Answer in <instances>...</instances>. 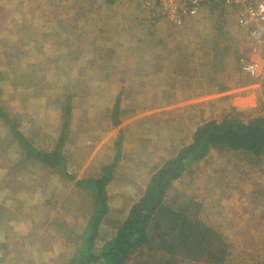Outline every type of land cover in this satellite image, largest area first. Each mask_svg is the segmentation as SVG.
Here are the masks:
<instances>
[{
    "label": "rangeland",
    "instance_id": "rangeland-1",
    "mask_svg": "<svg viewBox=\"0 0 264 264\" xmlns=\"http://www.w3.org/2000/svg\"><path fill=\"white\" fill-rule=\"evenodd\" d=\"M64 1L73 7L80 3L84 10L92 4L95 10L103 0ZM121 1L133 7L131 36L123 38L111 20L107 35L100 37L102 47H118V54L94 50L97 43L65 44L87 49L65 48L64 52L60 44L48 42L46 26L53 16L45 12V4L53 0H0V107L16 122L18 134L39 151H54L64 136V164L49 166L27 159L12 137L10 125L0 117V264H70L79 247L76 239L94 209L91 193L79 188L76 181L99 176L102 168L113 162L119 139L123 156L107 186L110 209L94 253L126 218L131 204L142 197L154 169L191 143L196 125L230 113L249 121L264 111L261 77L241 76L246 83L262 85L258 111L250 114L233 111L226 100L178 106L176 103L200 92L190 90L187 83L166 84L165 90H157L156 76L145 73L156 70L157 51L189 61V53L199 48L212 56L227 50L228 55H235L237 48L247 50L248 44L251 46L248 33L222 3L214 10L213 3L204 4L186 26H178L181 32L170 35L168 29L174 26L169 22L154 13L140 12L136 0ZM58 12L59 16L66 14L60 7ZM76 13L73 9L67 12L69 35L77 31ZM121 53L126 55L125 61L114 56ZM171 60L164 61L167 70L177 68L169 65ZM115 62L118 66L111 65ZM120 62H124L122 66ZM188 66L179 69L188 70ZM261 69L264 72L263 66ZM198 83L204 85V79ZM116 108L118 125L113 117ZM212 154L203 160L204 165L197 163L193 171L174 182L168 202L176 195L178 208L192 203L202 206L199 218L218 231L227 246L224 264H263L264 158ZM243 170L249 173L248 178L242 176ZM63 171L74 179H67ZM254 182L261 189L254 187Z\"/></svg>",
    "mask_w": 264,
    "mask_h": 264
},
{
    "label": "trees",
    "instance_id": "trees-1",
    "mask_svg": "<svg viewBox=\"0 0 264 264\" xmlns=\"http://www.w3.org/2000/svg\"><path fill=\"white\" fill-rule=\"evenodd\" d=\"M211 3L212 10L218 4L221 6L217 0ZM0 117L10 125L11 135L18 140L27 159L53 167L64 164L61 157L64 136L54 151L42 152L18 134L16 122L1 107ZM113 117L114 124L118 125L117 108ZM115 146L118 152L113 162L103 167L99 176L76 181L79 188L91 193L94 209L84 231L76 239L79 247L70 264H224L227 246L221 234L199 218L202 206L192 203L191 207L178 208L175 205L177 196L168 202V192L175 181L211 151L222 155L241 153L255 159L264 157V111L249 121L239 120L230 113L198 127L190 144L154 169L142 197L131 205L126 218L116 225L101 250L94 253L93 246L110 209L107 186L123 156L121 139ZM63 172L67 179H74L67 171Z\"/></svg>",
    "mask_w": 264,
    "mask_h": 264
},
{
    "label": "crops",
    "instance_id": "crops-1",
    "mask_svg": "<svg viewBox=\"0 0 264 264\" xmlns=\"http://www.w3.org/2000/svg\"><path fill=\"white\" fill-rule=\"evenodd\" d=\"M256 1H264V0H256ZM121 3H122L121 0H103L101 3L96 4L97 8L95 10H93L94 8L92 4L90 5V9L84 10L80 3H77L76 7H73V5L67 4L64 0H53V3L48 2L47 4H45V12L53 16V18L50 20L51 23L49 21L48 26H46V30L48 28V31L46 32L45 35L46 37L49 38L48 42L60 44L61 47L59 49L61 50L67 48L71 51L77 50V51L85 52L87 49L86 47L84 48L81 47L76 49L71 48L70 45L65 47V44L77 42V43H88V44L97 43V46L94 48V50L96 51L103 50V51L117 52L119 49L118 47L116 48L106 45L102 47L100 43L101 42L100 37L103 34L107 35L106 30L110 27L111 20H114L116 22V26H117L116 32L119 33L120 35L122 33L123 38L126 35L131 36L132 28L134 24V23L132 24L133 7L131 6V4H129L128 1L127 3L124 2L123 4ZM59 7L61 10L62 9L66 10V14L59 16L58 15V13H60L58 12ZM69 9L76 10L77 12L76 13L77 20L75 24L77 31L72 35H69L68 32L66 31L69 28V25L67 24L68 22L67 12ZM81 10L88 12L82 14ZM50 11L52 13H49ZM91 11H93L92 15L90 14ZM139 11L141 12V8H139ZM142 11L146 13V11L144 10ZM84 14L86 15L89 14L90 18H86V15ZM119 18H122L120 22H119ZM89 22L90 24L87 26ZM186 24H184V26H186ZM182 27L175 28L174 26L173 29H168L170 31L169 34L171 35L173 31L181 32ZM56 28H58V31L56 30ZM183 31H186V28H184ZM90 33L93 34V38H91ZM172 36H174V34ZM164 37H166L165 41H167V36ZM106 41H107L106 43L110 42L109 39H107ZM112 41L118 43L121 42V40L115 41V39H113ZM173 42H177V41L173 40ZM163 45L166 46L165 42ZM65 51L66 50H64V52ZM227 51L225 52V54H218V56L216 55L212 56L213 55L212 52L202 53V50L199 48L198 51H193L189 53V61H184L187 58L181 59V56L173 57L168 55L167 53L165 54L164 51H157L156 70L150 72L148 70L145 73L146 74L149 73L156 76V80H157L156 84H158V86L156 87L157 90H165L167 88L166 84L175 85L178 83H187L190 86V90L200 92L195 96L191 97L187 101L176 103V105L178 106H206L211 102H217V101L219 102L222 100H226L230 102V105L233 108H236L238 111L253 114L257 112L259 108L258 102L262 97L260 96L262 85H258L255 81H250L247 83L244 82L243 80L244 78H241L243 73L241 71V62L242 60H245L244 58H246L247 61L258 62L259 64H261V66L264 67V48H259L258 51L253 52L251 46L248 44L247 50L246 49L240 50L239 48H237L235 55H228ZM70 56L71 55H69L68 57ZM114 56H116L117 58L122 57L124 58V61L126 58L125 57L126 55H122V53L120 55H114ZM114 56H112L111 58L115 59ZM170 58H173V62L171 60V63H169V65H172L173 68L177 67L174 70L172 68L169 70L166 69L167 64L164 61L165 60L167 61ZM123 63L124 62L122 63L120 62V66H122ZM186 63L187 65H189L188 67L190 68L188 70L187 69L180 70L183 68L182 66H186ZM118 64L119 63L115 62L111 65L118 66ZM122 72L123 71L120 70L119 74H121ZM183 75L188 76V79L183 78ZM179 76L180 78H178ZM215 77L216 80H214ZM202 78L204 79V85L198 83L200 80H202ZM206 122L207 121L204 122L202 121L198 125H196L192 131V134L196 132L198 127L204 125ZM211 155H213L212 151L210 152L209 156ZM246 157H250V156H246ZM263 158L264 157H262L261 159ZM258 159L259 158H256V160ZM203 162L204 161H201L199 163H201V165H204L205 163ZM195 166L196 164H194L190 169L193 171ZM250 168H254V167L251 166ZM222 171H225V174L229 173V171L226 170V167H223ZM252 172H257V171L253 170ZM260 172L263 173V171L261 170ZM186 174H189V172L185 173L184 176ZM241 174L245 178L246 177L248 178L250 176L249 173L244 172V170L241 171ZM253 185L258 189H261L262 187L255 182L253 183ZM243 189H247V188L243 187ZM136 201L137 200H135L134 202ZM21 235H22L21 237H25L24 234ZM60 238H61V234H60Z\"/></svg>",
    "mask_w": 264,
    "mask_h": 264
},
{
    "label": "built area",
    "instance_id": "built-area-1",
    "mask_svg": "<svg viewBox=\"0 0 264 264\" xmlns=\"http://www.w3.org/2000/svg\"><path fill=\"white\" fill-rule=\"evenodd\" d=\"M142 10L154 13L173 26H182L200 13L212 0H136ZM234 13L237 25L244 29L253 52L264 46V3L254 0H217ZM241 71L250 77L264 78L258 62L242 60ZM264 264V262H263Z\"/></svg>",
    "mask_w": 264,
    "mask_h": 264
}]
</instances>
